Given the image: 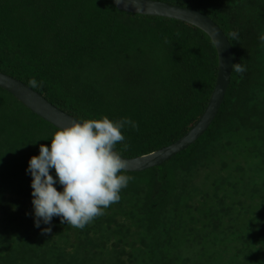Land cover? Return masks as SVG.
Segmentation results:
<instances>
[{
  "label": "trees",
  "instance_id": "obj_1",
  "mask_svg": "<svg viewBox=\"0 0 264 264\" xmlns=\"http://www.w3.org/2000/svg\"><path fill=\"white\" fill-rule=\"evenodd\" d=\"M161 1L210 16L246 71H232L197 141L161 165L120 173L133 177L121 199L83 229L59 216L35 226L27 169L59 128L0 86V264H264V0ZM0 71L36 79L35 90L79 120L135 121L114 148L136 157L197 122L218 52L195 25L113 0H0ZM55 187L63 191L58 178Z\"/></svg>",
  "mask_w": 264,
  "mask_h": 264
},
{
  "label": "clouds",
  "instance_id": "obj_2",
  "mask_svg": "<svg viewBox=\"0 0 264 264\" xmlns=\"http://www.w3.org/2000/svg\"><path fill=\"white\" fill-rule=\"evenodd\" d=\"M233 37L236 36L234 32ZM264 45V33L259 36ZM232 71L243 74L246 68L240 63ZM28 86L39 87L36 79ZM138 124L130 118L111 120L107 115L99 119H84L59 128L53 134L51 146L40 145V154L32 156L27 171L32 176V204L35 226L50 225L54 216L77 229H83L94 218L104 214L111 204L119 202L120 192L133 177L120 174L129 164L114 150L123 142L122 129ZM128 147L127 144L124 145ZM55 169L56 178L51 174ZM58 182L63 191L55 187ZM51 232V227L42 230Z\"/></svg>",
  "mask_w": 264,
  "mask_h": 264
},
{
  "label": "water",
  "instance_id": "obj_3",
  "mask_svg": "<svg viewBox=\"0 0 264 264\" xmlns=\"http://www.w3.org/2000/svg\"><path fill=\"white\" fill-rule=\"evenodd\" d=\"M113 2L118 9L129 13L162 16L195 25L211 37L218 52V73L215 86L205 110L193 127L174 143L153 152L136 157H125L120 154L129 164L127 171H142L161 165L177 153L186 150L214 121L231 81L232 65L234 64L233 47L222 28L200 10L161 0H113ZM0 86L12 93L26 107L58 128L70 126L79 120L53 104L37 90L29 87L27 83L1 71ZM114 150L117 151L115 148Z\"/></svg>",
  "mask_w": 264,
  "mask_h": 264
}]
</instances>
